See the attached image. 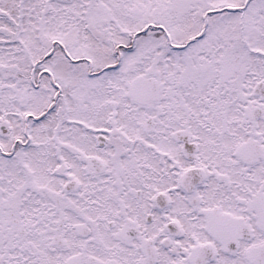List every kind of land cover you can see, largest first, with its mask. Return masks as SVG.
Returning <instances> with one entry per match:
<instances>
[{"label": "snow or ice", "instance_id": "snow-or-ice-1", "mask_svg": "<svg viewBox=\"0 0 264 264\" xmlns=\"http://www.w3.org/2000/svg\"><path fill=\"white\" fill-rule=\"evenodd\" d=\"M0 264H264V0H0Z\"/></svg>", "mask_w": 264, "mask_h": 264}]
</instances>
